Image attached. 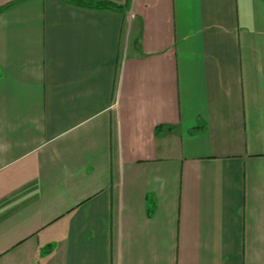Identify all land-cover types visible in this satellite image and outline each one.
Masks as SVG:
<instances>
[{
  "label": "crops",
  "instance_id": "1",
  "mask_svg": "<svg viewBox=\"0 0 264 264\" xmlns=\"http://www.w3.org/2000/svg\"><path fill=\"white\" fill-rule=\"evenodd\" d=\"M0 264H264V0H0Z\"/></svg>",
  "mask_w": 264,
  "mask_h": 264
}]
</instances>
